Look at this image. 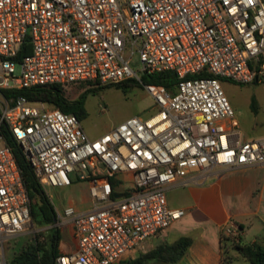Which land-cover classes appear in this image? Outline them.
<instances>
[{"label": "built area", "instance_id": "2783aa9c", "mask_svg": "<svg viewBox=\"0 0 264 264\" xmlns=\"http://www.w3.org/2000/svg\"><path fill=\"white\" fill-rule=\"evenodd\" d=\"M262 59L263 0H0V264L32 221L4 126L46 191L89 185V210H56L54 226L73 228L77 250L55 264H119L185 216L169 206L170 190L201 184L216 168L264 166V137L244 139L222 85L254 84ZM163 71L177 75L174 92L143 84ZM128 80L151 95L155 114L95 139L74 114L3 94ZM225 234L240 241L237 228Z\"/></svg>", "mask_w": 264, "mask_h": 264}, {"label": "crops", "instance_id": "0c3cea01", "mask_svg": "<svg viewBox=\"0 0 264 264\" xmlns=\"http://www.w3.org/2000/svg\"><path fill=\"white\" fill-rule=\"evenodd\" d=\"M261 82L264 78L257 84ZM240 127L245 140L264 137V133L247 136L241 122ZM205 179L201 184L190 183L170 190L169 206L184 209L185 216L162 237L148 240L145 251L135 261L126 262V259L119 264H226V256L230 258L227 264H235L242 259L250 262L236 250H230L225 255L221 234L234 227L240 231L241 242L264 245V166L216 168ZM62 228L61 254L73 253L77 250L73 228L70 225ZM255 229L258 235L250 241L246 240V236ZM183 237L190 238L192 244L176 262H165L151 254L160 246L172 244Z\"/></svg>", "mask_w": 264, "mask_h": 264}, {"label": "trees", "instance_id": "16d2710c", "mask_svg": "<svg viewBox=\"0 0 264 264\" xmlns=\"http://www.w3.org/2000/svg\"><path fill=\"white\" fill-rule=\"evenodd\" d=\"M264 62L262 59L261 64ZM252 68H258L257 65H251ZM199 75L198 77H205ZM193 78V77H190ZM264 75H257L254 83L263 81ZM178 77L172 71L158 72L153 75H145L143 84H154L167 88L170 92L175 91L178 84ZM86 86V85H84ZM118 89L127 91L130 88L140 87L139 83L134 80L124 81L114 85ZM62 85H52L46 87H32L26 89L4 90L3 94L6 98L25 97L30 102L42 103L50 106L53 109H59L67 114L76 115L82 122L88 118L86 109V101L90 94L104 88L88 89L82 93L76 100H69ZM252 109L257 112L256 100L253 99ZM5 140L9 147L12 148L16 157L17 163L21 169L25 187L31 201L32 220L42 228H49L44 232L38 233L33 240L26 242L15 253L12 260L8 264H55L57 257L61 255V230L55 227L57 212L56 208L47 194L46 189L40 182L32 164L26 158L21 146L15 141L9 133L7 127L2 128ZM116 183L114 182V185ZM222 246L224 254L227 255L230 250H236L238 253L252 264H264V245L259 243L245 244L241 240L236 243L225 232L221 234ZM192 244V240L183 237L172 244H164L158 249H155L151 254L165 262H176L182 258ZM230 260L226 256L225 263Z\"/></svg>", "mask_w": 264, "mask_h": 264}, {"label": "rangeland", "instance_id": "374dc122", "mask_svg": "<svg viewBox=\"0 0 264 264\" xmlns=\"http://www.w3.org/2000/svg\"><path fill=\"white\" fill-rule=\"evenodd\" d=\"M264 2V0H263ZM139 62L135 58L133 67L138 68ZM223 89L229 98L236 116L240 120L247 136H260L264 133V82L251 85H239L230 81H223ZM89 88L84 85H73L64 89L69 100H76ZM253 99L256 100L257 112L252 109ZM49 109H53L48 106ZM88 118L83 121V126L88 135L95 139L117 127L127 119L138 116L149 118L156 112L155 101L142 86L130 88L127 91L118 89L116 86H107L97 94H90L86 101ZM56 210L63 211L69 206H74L79 211H87L90 208L89 185L76 183L70 188H47ZM49 228H42L31 221L29 229L20 237L10 240L5 245L8 263L23 244L33 240L40 232ZM64 231V228L61 227ZM258 231L252 230L246 240L250 241ZM141 254L126 262H133ZM235 264H251L245 260Z\"/></svg>", "mask_w": 264, "mask_h": 264}, {"label": "water", "instance_id": "95a60500", "mask_svg": "<svg viewBox=\"0 0 264 264\" xmlns=\"http://www.w3.org/2000/svg\"><path fill=\"white\" fill-rule=\"evenodd\" d=\"M120 195H118V194H115V197H119ZM56 221H57V218H56Z\"/></svg>", "mask_w": 264, "mask_h": 264}]
</instances>
